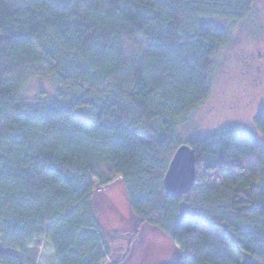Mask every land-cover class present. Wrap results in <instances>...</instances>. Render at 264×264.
<instances>
[{
    "label": "trees",
    "instance_id": "1",
    "mask_svg": "<svg viewBox=\"0 0 264 264\" xmlns=\"http://www.w3.org/2000/svg\"><path fill=\"white\" fill-rule=\"evenodd\" d=\"M255 2L0 0V264H36L39 247L53 264H120L93 203L116 180L174 264H264V104L254 132L182 136ZM40 74L58 89L28 103ZM183 144L195 183L174 198L162 179Z\"/></svg>",
    "mask_w": 264,
    "mask_h": 264
},
{
    "label": "rangeland",
    "instance_id": "2",
    "mask_svg": "<svg viewBox=\"0 0 264 264\" xmlns=\"http://www.w3.org/2000/svg\"><path fill=\"white\" fill-rule=\"evenodd\" d=\"M229 31V41L214 56L211 94L189 116L182 128L184 138L231 127L254 132L253 117L264 104V0H256L247 18ZM57 89L52 78L35 75L24 96L28 103L40 100L41 94L50 99ZM74 114L91 119L87 107ZM112 183L99 188L94 182L93 203L100 226L112 240L113 254L123 258L120 264H174L179 258L175 246L157 229L139 225L130 213L123 183ZM40 250L36 264H53L51 251L43 249L40 255Z\"/></svg>",
    "mask_w": 264,
    "mask_h": 264
},
{
    "label": "water",
    "instance_id": "3",
    "mask_svg": "<svg viewBox=\"0 0 264 264\" xmlns=\"http://www.w3.org/2000/svg\"><path fill=\"white\" fill-rule=\"evenodd\" d=\"M195 149L180 145L172 156L162 179L165 193L171 197H182L195 183Z\"/></svg>",
    "mask_w": 264,
    "mask_h": 264
},
{
    "label": "crops",
    "instance_id": "4",
    "mask_svg": "<svg viewBox=\"0 0 264 264\" xmlns=\"http://www.w3.org/2000/svg\"><path fill=\"white\" fill-rule=\"evenodd\" d=\"M114 182H119V183H122V182H120V180L118 181V180H116V181H114ZM113 184V183H112ZM109 186V185H108Z\"/></svg>",
    "mask_w": 264,
    "mask_h": 264
}]
</instances>
